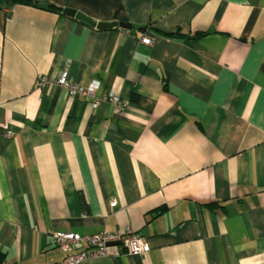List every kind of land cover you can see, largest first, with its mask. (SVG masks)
I'll use <instances>...</instances> for the list:
<instances>
[{
  "label": "crops",
  "instance_id": "obj_1",
  "mask_svg": "<svg viewBox=\"0 0 264 264\" xmlns=\"http://www.w3.org/2000/svg\"><path fill=\"white\" fill-rule=\"evenodd\" d=\"M31 1L0 6V264L125 228L147 253L79 264H264V0Z\"/></svg>",
  "mask_w": 264,
  "mask_h": 264
},
{
  "label": "built area",
  "instance_id": "obj_2",
  "mask_svg": "<svg viewBox=\"0 0 264 264\" xmlns=\"http://www.w3.org/2000/svg\"><path fill=\"white\" fill-rule=\"evenodd\" d=\"M140 41L146 45L152 43V39L146 36H142ZM57 84L66 89L69 96L86 97L94 105L100 101H107L117 109L125 106L119 96L114 93L98 98L96 96L99 87L97 80L87 85H79L69 82L65 74H61L57 79ZM115 204L116 202L112 201L110 206L113 207ZM51 236L56 247L63 253L66 264H79L91 258L109 256L110 248L113 246H121L131 255H140L149 251V246L141 235L130 228L119 232L101 231L86 235L76 232H53Z\"/></svg>",
  "mask_w": 264,
  "mask_h": 264
},
{
  "label": "water",
  "instance_id": "obj_3",
  "mask_svg": "<svg viewBox=\"0 0 264 264\" xmlns=\"http://www.w3.org/2000/svg\"><path fill=\"white\" fill-rule=\"evenodd\" d=\"M62 13L64 15L74 17L78 20H82L86 22L87 24H89L90 26L95 27L98 30L113 29L116 27L129 29L131 27L129 24L123 23V22H94L90 18L72 9H63Z\"/></svg>",
  "mask_w": 264,
  "mask_h": 264
},
{
  "label": "trees",
  "instance_id": "obj_4",
  "mask_svg": "<svg viewBox=\"0 0 264 264\" xmlns=\"http://www.w3.org/2000/svg\"><path fill=\"white\" fill-rule=\"evenodd\" d=\"M16 3L37 5L36 2H32L31 0H0V6H10ZM46 7L53 8L52 6L49 5ZM55 10H60V9L55 8ZM205 34L206 32H198L197 34H195V37L203 36ZM164 35L171 37V36H176L177 34L164 33ZM161 209H163V207Z\"/></svg>",
  "mask_w": 264,
  "mask_h": 264
}]
</instances>
